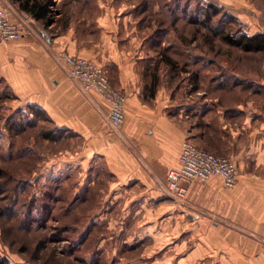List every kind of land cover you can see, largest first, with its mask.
Here are the masks:
<instances>
[{
    "label": "crops",
    "instance_id": "obj_1",
    "mask_svg": "<svg viewBox=\"0 0 264 264\" xmlns=\"http://www.w3.org/2000/svg\"><path fill=\"white\" fill-rule=\"evenodd\" d=\"M82 2L69 7L52 37L40 22L20 40L0 44V75L25 103L89 140L106 161L114 178L107 206L115 203L122 224L112 231L120 238L117 263L264 264V108L252 97L230 104L204 91L189 105L184 85L169 83L172 54L161 55L158 67L153 46L160 38L128 35L129 15L119 21L109 5ZM2 5L13 18L35 15L14 0ZM65 50L94 59L126 92L121 131L107 121V103L83 92L58 64L56 55ZM187 138L234 158L237 184L227 188L213 176L189 185L185 199L176 197L167 175L179 165Z\"/></svg>",
    "mask_w": 264,
    "mask_h": 264
},
{
    "label": "rangeland",
    "instance_id": "obj_2",
    "mask_svg": "<svg viewBox=\"0 0 264 264\" xmlns=\"http://www.w3.org/2000/svg\"><path fill=\"white\" fill-rule=\"evenodd\" d=\"M92 1L114 8L119 21L129 15L128 35L138 31L161 39L153 46L158 67L161 55L172 54L173 63L164 66L169 83L184 85L189 105L204 91L216 102L252 97L264 108V52L225 40L227 34L264 32V0ZM14 2L21 9L27 2L40 5L46 18L31 13L30 20L34 26L41 22L51 37L71 5H84L82 0ZM35 106L36 111L0 75V254L13 264H118L120 238L112 231L122 224L115 203L107 206L114 178L106 161L89 140L58 127Z\"/></svg>",
    "mask_w": 264,
    "mask_h": 264
},
{
    "label": "built area",
    "instance_id": "obj_3",
    "mask_svg": "<svg viewBox=\"0 0 264 264\" xmlns=\"http://www.w3.org/2000/svg\"><path fill=\"white\" fill-rule=\"evenodd\" d=\"M12 10L0 6V44L16 41L33 31L30 14L12 16ZM56 61L68 76L86 94L97 93L107 103L106 119L111 128L121 131L125 121L127 94L112 85L106 69L92 58L61 51ZM219 176L227 188H233L239 177V168L234 158L217 154L199 146L192 139H185L181 146L179 165L168 171L167 180L170 191L178 198L187 197L192 183L208 181Z\"/></svg>",
    "mask_w": 264,
    "mask_h": 264
},
{
    "label": "trees",
    "instance_id": "obj_4",
    "mask_svg": "<svg viewBox=\"0 0 264 264\" xmlns=\"http://www.w3.org/2000/svg\"><path fill=\"white\" fill-rule=\"evenodd\" d=\"M24 8L35 12V15L38 17H44L46 15L43 8L38 4H29V2H27L24 4ZM225 40L230 44L239 45L246 50H258L264 52V32L248 34L242 31L239 37L227 34L225 36ZM30 108L34 111L38 110V107L35 106V104H30ZM46 136L50 137V134L47 133ZM0 264L13 263L8 259V257L0 254Z\"/></svg>",
    "mask_w": 264,
    "mask_h": 264
}]
</instances>
